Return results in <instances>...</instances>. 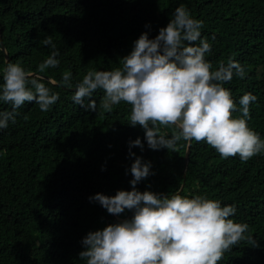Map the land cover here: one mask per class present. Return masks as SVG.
Segmentation results:
<instances>
[{"label": "trees", "instance_id": "trees-1", "mask_svg": "<svg viewBox=\"0 0 264 264\" xmlns=\"http://www.w3.org/2000/svg\"><path fill=\"white\" fill-rule=\"evenodd\" d=\"M179 6L203 22L213 70L230 57L243 66L244 77L234 75L224 87L236 102L234 117L241 115L242 95L257 97L247 125L264 140V0H0V86L6 63H19L48 76L41 82L59 94L47 112L25 102L15 123L0 129V264H84L78 254L87 233L131 219L134 211L109 214L90 197L130 191L136 157L150 162V174L136 184L140 192L200 195L235 206L230 218L249 225L246 235L254 243L232 246L218 264H264V153L246 162L239 155L222 158L205 141L193 140L185 164L187 142L180 140L176 151L149 148L144 129L129 124L131 105L122 101L104 110L102 89L84 100H94L95 111L72 99L70 86L88 71L121 67L140 34L154 38ZM49 36L59 64L39 73L53 50L42 43ZM5 110L11 105L0 101ZM137 137L143 148H130Z\"/></svg>", "mask_w": 264, "mask_h": 264}, {"label": "clouds", "instance_id": "clouds-1", "mask_svg": "<svg viewBox=\"0 0 264 264\" xmlns=\"http://www.w3.org/2000/svg\"><path fill=\"white\" fill-rule=\"evenodd\" d=\"M202 27L203 22L192 18L184 6L177 7L154 38L147 32L140 34L131 52L121 58V67L88 71L76 86H70L75 89L73 102L95 111V101L89 99L86 105L84 100L102 89L104 110L111 112L113 105L122 101L131 105L129 124L144 129L148 147L154 150L176 151L180 140L186 144L195 140L205 141L222 158L239 155L246 162L264 153V140L247 125L249 105L257 97L252 93L242 95L241 115L234 117L237 105L230 89L224 87L234 75L243 78L245 70L231 57L213 70L206 59L211 45L201 38ZM42 43L53 50L39 65V73L59 64L52 38ZM41 76L48 77L29 73L19 63L6 65L0 101L10 104L11 111H0V129L15 123L16 110L25 102H35L44 112L56 103L59 94L42 83ZM70 80L71 73L64 72L62 83L67 85ZM168 126L177 131L163 133L161 127ZM132 145L143 148L139 137L130 142V148ZM129 155L135 154L130 151ZM130 171V191L90 197L109 214L134 211L131 219L87 233L78 254L84 264H218L232 246L242 241L254 243L252 234L246 235L249 225L230 218L236 212L234 205L222 206L220 201L200 195L189 198L140 192L136 184L150 174V162L136 157Z\"/></svg>", "mask_w": 264, "mask_h": 264}, {"label": "water", "instance_id": "water-1", "mask_svg": "<svg viewBox=\"0 0 264 264\" xmlns=\"http://www.w3.org/2000/svg\"><path fill=\"white\" fill-rule=\"evenodd\" d=\"M1 36V35H0ZM1 38V37H0ZM1 48L4 50V52H5V56H7V52H6V48H5V46H4V44H3V42L1 41ZM6 65H7V63H6ZM190 145H191V143L189 144H187V149H186V153H185V155H184V163L186 164L187 163V161H188V153H189V149H190ZM185 168V167H184ZM185 176V174L183 175V177Z\"/></svg>", "mask_w": 264, "mask_h": 264}]
</instances>
